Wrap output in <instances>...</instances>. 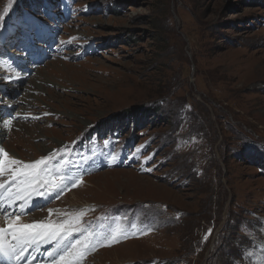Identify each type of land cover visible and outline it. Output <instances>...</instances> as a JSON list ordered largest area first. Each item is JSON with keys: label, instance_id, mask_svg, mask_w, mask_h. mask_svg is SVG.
Here are the masks:
<instances>
[{"label": "rangeland", "instance_id": "rangeland-1", "mask_svg": "<svg viewBox=\"0 0 264 264\" xmlns=\"http://www.w3.org/2000/svg\"><path fill=\"white\" fill-rule=\"evenodd\" d=\"M27 4L39 42L84 55L37 60L21 35L0 49L19 69L0 90V148L22 162L1 182L50 154L43 177L75 151L94 163L0 228L62 226L78 264H264V0H0V13Z\"/></svg>", "mask_w": 264, "mask_h": 264}, {"label": "snow or ice", "instance_id": "snow-or-ice-1", "mask_svg": "<svg viewBox=\"0 0 264 264\" xmlns=\"http://www.w3.org/2000/svg\"><path fill=\"white\" fill-rule=\"evenodd\" d=\"M0 154L3 155L4 160L0 161V172L4 170V166L6 164H15V165H21L22 162L15 160L14 158L9 160V154L7 151H5L3 148H0ZM53 154H50L47 157H43L40 160L35 161L34 163L30 164H23L21 168L16 170L12 174V180H17L19 177L18 183L19 184H25V183H39L41 181V177L43 172L46 170L45 168H41V165H45L46 161L50 160L52 158ZM26 169L28 171H26ZM151 171V169H149ZM7 183V182H5ZM5 183H0V190L5 188ZM71 186H76L75 182ZM57 187L63 188V185H58ZM11 190V189H9ZM33 192H35L36 195L39 196H45V192H41L38 187L33 188ZM33 192H25L24 195H21L19 191L15 193V196L17 199L23 200L27 202V200L32 196ZM58 198V197H57ZM3 201V192H0V205H2ZM24 205H20V209L23 210ZM49 212L51 213L52 210L49 209ZM20 217L17 216L16 220H19ZM50 227V225H46L43 223H32V224H24L19 227L16 226L15 222H10L8 225V228H0V234L8 233L11 237V240L15 242L17 245H19V251L23 252L24 247L30 244H33L36 242V237L40 235L39 232L33 231L34 229H41L46 230ZM76 231H79V229H76ZM71 235V232L61 227H58L56 230L49 233L50 238L53 239H63L67 236ZM77 244L80 243L79 241L76 242ZM0 247H3V245H0ZM76 245L75 244H68L64 251L61 253L60 261L61 264H78V257L74 253ZM91 247H95L94 244L91 245ZM49 255H52V253H49ZM82 255V254H81Z\"/></svg>", "mask_w": 264, "mask_h": 264}, {"label": "trees", "instance_id": "trees-1", "mask_svg": "<svg viewBox=\"0 0 264 264\" xmlns=\"http://www.w3.org/2000/svg\"><path fill=\"white\" fill-rule=\"evenodd\" d=\"M28 1V0H27ZM30 1V0H29ZM27 9L31 10V7L29 6V4H27L26 6Z\"/></svg>", "mask_w": 264, "mask_h": 264}, {"label": "bare ground", "instance_id": "bare-ground-1", "mask_svg": "<svg viewBox=\"0 0 264 264\" xmlns=\"http://www.w3.org/2000/svg\"><path fill=\"white\" fill-rule=\"evenodd\" d=\"M261 70V69H260ZM261 72V71H260Z\"/></svg>", "mask_w": 264, "mask_h": 264}, {"label": "built area", "instance_id": "built-area-1", "mask_svg": "<svg viewBox=\"0 0 264 264\" xmlns=\"http://www.w3.org/2000/svg\"><path fill=\"white\" fill-rule=\"evenodd\" d=\"M23 95V94H22Z\"/></svg>", "mask_w": 264, "mask_h": 264}]
</instances>
